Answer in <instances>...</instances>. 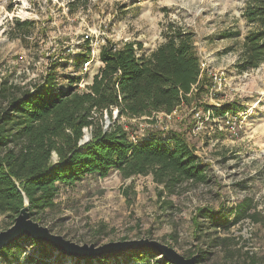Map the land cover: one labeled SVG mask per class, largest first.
Segmentation results:
<instances>
[{
  "label": "rangeland",
  "instance_id": "obj_1",
  "mask_svg": "<svg viewBox=\"0 0 264 264\" xmlns=\"http://www.w3.org/2000/svg\"><path fill=\"white\" fill-rule=\"evenodd\" d=\"M72 2L0 0L2 81L28 89L56 61L58 87L65 89L72 78H79L76 85L83 90L102 66L99 51L107 41L133 43L137 56L143 57L163 44L167 34L185 30L192 35L199 61L205 63L204 73H224L227 82L220 87L212 83L170 118L158 114L150 121L119 119L130 137L150 131L183 134L208 165L207 184H183L169 195L161 193L151 175L124 180L116 169L104 178L88 174L73 185L58 184L54 207L34 217L35 222L79 245L149 239L170 245L186 258L201 247L209 253L203 264H247L246 253L264 261V63L245 71L238 64L247 0H86L70 11ZM23 22L31 25L22 30ZM224 32L238 33L227 39ZM224 104L231 111L214 116ZM195 111L202 114L200 121L194 118ZM116 117L113 109L112 119ZM109 124L104 112L103 128ZM88 139L85 129L82 142ZM243 202L255 218L244 216L234 223L229 214L230 223L212 234L229 239L224 248L208 249L196 241L192 225L196 209L222 207L228 213ZM10 223L8 214L0 215V231ZM59 259L62 264H77L74 258ZM108 259L106 264L124 263L120 257Z\"/></svg>",
  "mask_w": 264,
  "mask_h": 264
},
{
  "label": "trees",
  "instance_id": "obj_2",
  "mask_svg": "<svg viewBox=\"0 0 264 264\" xmlns=\"http://www.w3.org/2000/svg\"><path fill=\"white\" fill-rule=\"evenodd\" d=\"M72 1L70 11L86 0ZM242 19L246 32L239 47V69H257L264 63V0H247ZM30 25L23 22L19 26L25 30ZM237 33L224 32L223 37L229 39ZM165 38L155 51L143 57L137 56L133 43L107 41L99 51L102 66L83 90L76 85L79 78H72L65 89L58 87L56 61L28 89L7 85L0 79V215L8 214L11 223L7 228L14 224L24 199L28 201L30 218L37 221L34 217L54 207L58 184L73 185L88 174L104 178L116 169L124 180L151 175L154 183L162 187L161 193L169 195L183 184L197 186L210 181L208 165L199 159L183 134L150 131L133 142L119 123L121 117L170 115L182 105L190 106L212 86L200 70L192 35L178 30ZM113 109L117 110L116 119H112ZM230 111L231 106L224 104L214 116ZM104 112L110 119L106 129ZM85 129L89 139L82 142ZM224 211L222 207L215 210L209 206L196 209L193 236L201 246L225 247L229 239L212 234L230 223L229 214H233L234 223L244 216L255 218L248 213L247 202L228 213ZM3 249L0 264H62L59 258L65 257L30 237ZM208 254L198 248L193 255L195 264H203ZM120 258L123 264H170L156 252H127ZM108 260L95 261L106 264ZM245 261L264 263L249 253ZM92 262L85 260L83 264Z\"/></svg>",
  "mask_w": 264,
  "mask_h": 264
},
{
  "label": "water",
  "instance_id": "obj_3",
  "mask_svg": "<svg viewBox=\"0 0 264 264\" xmlns=\"http://www.w3.org/2000/svg\"><path fill=\"white\" fill-rule=\"evenodd\" d=\"M23 237L45 243L51 250L78 261L118 258L127 252H156L170 264H195V256L186 258L174 248L149 239L111 242L101 246L76 244L62 236L52 234L47 227L33 221L29 216L27 199H24L23 207L14 224L5 231H0V250Z\"/></svg>",
  "mask_w": 264,
  "mask_h": 264
},
{
  "label": "built area",
  "instance_id": "obj_4",
  "mask_svg": "<svg viewBox=\"0 0 264 264\" xmlns=\"http://www.w3.org/2000/svg\"><path fill=\"white\" fill-rule=\"evenodd\" d=\"M199 66H200L201 72H208L207 68L205 66V63L200 61V65ZM207 77L211 80L213 85L217 86V87H220V86L226 84V82H227V77H226V75L224 73H212V72H209V73H207ZM158 114H163L166 118H170V115L172 113L170 115H167V114H164V113H156V114H153L152 116H155V115H158ZM151 117H145V119L147 121H150ZM201 117H202V114L200 112H197V111L194 112V118H196L197 121H200ZM106 128H107V125H105V129ZM231 132L234 135L236 134L235 129L233 127H231ZM137 138L138 137H130V140L135 142Z\"/></svg>",
  "mask_w": 264,
  "mask_h": 264
}]
</instances>
